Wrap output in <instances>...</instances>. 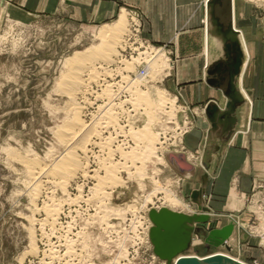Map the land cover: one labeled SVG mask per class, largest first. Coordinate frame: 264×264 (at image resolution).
Masks as SVG:
<instances>
[{"label": "rangeland", "instance_id": "rangeland-1", "mask_svg": "<svg viewBox=\"0 0 264 264\" xmlns=\"http://www.w3.org/2000/svg\"><path fill=\"white\" fill-rule=\"evenodd\" d=\"M173 1L181 5L180 13L186 14L203 12L207 0H116V14L100 23L70 19L67 2L55 13L54 9L48 10L49 0H0V264H166L153 254L148 213L169 209L165 197H170L182 203L170 209L172 211L207 215L203 194L200 193L199 199L206 210L199 209L192 201L190 181L177 173L165 157L166 152L182 153L183 138L195 115L178 92L183 84L173 86L174 67L182 58L198 57L196 55L204 50V22L197 26L191 23L185 29L170 32L172 25L166 22L167 12L173 11L172 6L168 8ZM153 3L156 7L152 8ZM235 6L246 15L247 26L253 30L249 32L252 52L254 48L255 57L264 59V0H235ZM151 8L158 12L161 9L163 16H150ZM216 9L220 20H225L227 1L221 0ZM121 13L126 14V22L114 45L109 38H100L98 32L103 26H112ZM151 17L158 22L152 23ZM209 41V51L224 58L221 41L212 35ZM103 51L109 52L108 59H102ZM98 54L97 59H91ZM85 57L89 63L93 61L88 64L86 70L89 71L78 72L76 76L80 80L88 79L89 83L83 81L86 84L77 87L79 92L74 91V96L83 108L80 109L83 122L91 121L90 127L96 125L91 127L93 134L85 137L89 138L86 147L90 144L86 173L80 178L75 174L69 182L58 184L56 188L54 184L43 183L39 190L31 189L34 182L27 179L22 161L46 164L61 152L57 128L72 117V110L66 107L70 102L62 89V79L70 74L69 67L76 65L75 58ZM139 76L144 79L136 80ZM133 79L137 83L130 91L135 92H123L124 82ZM159 92V104H151ZM150 107L154 111L152 121L146 113ZM128 123L134 131L122 133L118 124ZM146 123L151 125L142 129ZM103 124L108 127L105 132ZM153 132L160 135L149 145L147 142ZM99 138H106L107 143L101 144L103 140ZM116 149L126 152L124 159V156L118 157ZM129 150L132 152L128 154ZM100 162H117L116 168L119 167L115 173L116 182L102 188L105 194L92 189L95 182L90 175ZM78 185L82 187V199L69 204L68 197L79 195ZM33 194L35 201L31 199ZM100 197H103L102 205H99ZM106 201L107 206L104 205ZM262 202L264 192L256 204ZM44 204H52L55 211L51 213L53 220L47 223H44L46 215L41 209ZM110 207L122 209L123 214L109 220L112 216H107L106 211ZM261 208L263 211L259 209L261 213L258 214L256 209L250 212L249 207L242 221L237 223L236 219L235 223H230L233 230L224 245L209 243L202 233L192 234L189 251L237 256L238 247L245 251L251 247L248 243H255L264 250V207ZM193 226L203 228L206 234L216 229L209 217L206 222ZM252 264L257 263L253 261Z\"/></svg>", "mask_w": 264, "mask_h": 264}, {"label": "crops", "instance_id": "crops-1", "mask_svg": "<svg viewBox=\"0 0 264 264\" xmlns=\"http://www.w3.org/2000/svg\"><path fill=\"white\" fill-rule=\"evenodd\" d=\"M49 1L48 10L54 9L55 13L67 2L69 17L76 22L100 23L111 19L117 12L116 0ZM224 1L229 4L232 0ZM177 4L173 1L168 6L169 9L172 6L173 10L167 12L166 23L172 25V31L169 26L168 31L185 29L191 23L196 26L200 22L206 24L205 8L203 12L181 14V5ZM153 7H156V4L153 3ZM152 8L150 16H163L161 9H158V12ZM232 8L233 27L239 33V40L242 37L247 54L241 45L243 60L235 86L243 101L234 113L228 117L221 116L225 111L227 98L221 89L206 82L208 65L221 57L214 56L210 51L206 55L205 28L204 50L196 55L198 57H184L177 61L173 72V86L183 84V88L178 92L181 93L184 104L192 107L195 114L192 116L193 123L183 138L182 150L186 160L194 166V173L183 178L190 181V194L194 191L203 194V205L208 208L207 215L216 229L233 223L236 219L237 223L242 221L245 209L249 207L250 212H256V209L257 213H261L258 211L262 210L261 206L264 207V202L261 205L256 204L264 192V59L256 58L255 49L253 48L252 52L250 48L249 32L253 30L247 26L249 23L246 15L237 10L235 0ZM229 17L231 18V15ZM153 21L158 22L151 17V22ZM177 25L182 28H176ZM211 103L218 108L213 121L206 114V107ZM250 216L252 217L251 214ZM248 245L251 247H247L245 251H241L239 246L238 255L233 257L248 264L253 261L264 264V250L258 248L255 243ZM189 253L199 257L209 254H200L197 250Z\"/></svg>", "mask_w": 264, "mask_h": 264}, {"label": "bare ground", "instance_id": "bare-ground-1", "mask_svg": "<svg viewBox=\"0 0 264 264\" xmlns=\"http://www.w3.org/2000/svg\"><path fill=\"white\" fill-rule=\"evenodd\" d=\"M207 2H208V0L206 1V4H205V10H206V6H207ZM232 3H233V0H232ZM233 8H232V19H233ZM206 24H205V29H206V31H205V40H206V55L208 54V52H209V45H210V41H209V38H210V32H209V21H208V18H207V15H206ZM125 22H126V14L125 13H121L120 15H119V17H118V19L112 24V26H103L102 28H100V30H99V32H98V36L100 37V38H102V39H105V38H109V42H111L112 44H114V45H116L117 43V36H118V33L123 29V27H124V25H125ZM129 34V33H128ZM119 38V37H118ZM240 40H241V45L243 46V50H244V53L246 54V49H245V46H244V41L242 40V37H240ZM119 43H120V41H119ZM118 43V44H119ZM111 45V44H110ZM110 45H108L107 47H109V49L111 50V48H110ZM112 47V46H111ZM93 48V47H92ZM98 50V49H97ZM106 50V49H105ZM92 52V51H91ZM104 52V51H103ZM100 53V52H99ZM84 54V53H83ZM78 55V54H77ZM247 55V54H246ZM89 56V55H88ZM93 56V55H92ZM98 56H100V54H98V55H96L94 58L92 57L91 59L92 60H94V59H97L96 57H98ZM108 56H109V52L107 53V54H105V52H104V55L102 54L101 55V57H102V59H108ZM82 57H84V56H82ZM115 57V56H114ZM101 59V60H102ZM87 60V58L85 57L84 59H78V58H75V61H74V64H76V65H74L72 68H71V66L70 65H68V66H70L69 67V70H71V71H69L70 72V74L69 75H67L64 79H62L63 80V83L61 84L62 85V89L64 90V93L66 94V96H67V98H68V100H69V102H70V104H69V107L68 106H66L67 108H69L70 110H72V117L69 119V120H67L66 122H67V124H64L63 126H61V128L59 129V127L57 128L58 130H57V134H56V138H57V144H60V146H61V152H59V154L57 155V156H55V157H51V155H50V159L48 160V163H46V164H41V162H36V161H34V160H24L23 159V161H22V163H23V166H24V170H25V172H26V176L28 177L27 179H29V181H32V182H34V184H33V188H31V189H34L35 188V190H39L38 188H41V186H43V183H47V184H49V185H51V184H54L53 186H55V188L58 186V184H63L64 185V183H66V181H68V180H70L69 178L70 177H72L73 175H75L76 174V178H80L82 175H85V173H86V165H87V162H85L86 161V155H87V153H89V151H90V148H89V145L86 147V141H88V139H86L87 137H88V135L89 134H93V133H90V131H91V127H93V126H91L90 127V122L89 123H86V122H83V120L80 118V117H82L81 116V112H80V109L82 108L81 106H80V104L79 103H77L76 102V98H75V92L74 91H76V88L77 87H80V86H82L83 84H86V82H83V81H87L88 82V79H84V80H80L79 78H77V76H76V74H79L78 72H82V71H85L86 69H88L89 68V66L90 65H88V64H90L91 62H93V61H91L90 63L88 62V61H86ZM68 61H70V60H68ZM90 61V60H89ZM144 62V61H143ZM68 63V62H67ZM70 63V62H69ZM68 63V64H69ZM95 63V62H94ZM104 63V62H103ZM153 63V62H152ZM93 64V63H92ZM92 66V65H91ZM125 67V66H124ZM149 67V66H148ZM71 68V69H70ZM94 69V68H93ZM93 69H91V71L93 70ZM102 69V68H101ZM143 69V68H142ZM68 70V69H67ZM125 70V69H124ZM157 70V69H156ZM87 71V70H86ZM89 71V70H88ZM87 71V72H88ZM144 71V70H143ZM86 72V73H87ZM94 72V71H93ZM96 72V71H95ZM158 72V71H157ZM90 73H92V72H89V74ZM89 74H88V76H89ZM96 74V73H95ZM154 74V73H153ZM80 75H82L81 73H80ZM85 75V74H84ZM92 75V74H91ZM65 76V75H64ZM79 77V76H78ZM97 76H95V78H96ZM81 78V77H80ZM144 78H142V77H137V79L136 80H139V81H142ZM152 79V78H151ZM61 80V81H62ZM90 80V79H89ZM94 80V79H93ZM92 80V81H93ZM136 80H130V81H127V82H124L125 83V85L124 86H122V91L123 92H125V93H132V91H130V89H133V85H135L136 83H137V81ZM89 83V82H88ZM82 84V85H81ZM83 87V86H82ZM82 89V88H81ZM76 92H79V91H76ZM85 92V91H84ZM83 92V93H84ZM135 92V91H134ZM133 92V93H134ZM108 93V92H107ZM132 93V94H133ZM159 94H161L160 92L159 93H157V98L154 100V101H150V102H152L151 104H153V103H156V104H159V103H157L158 102V99H159V101H160V96H159ZM77 95V94H76ZM79 95H80V93H79ZM108 95V94H107ZM130 95V94H129ZM135 95V94H134ZM98 97H99V95H98ZM130 97V96H129ZM163 97V96H162ZM80 98V97H79ZM104 98V97H103ZM108 98V97H107ZM134 98H135V96H134ZM83 99H85V98H83ZM110 99V98H109ZM135 100V99H134ZM162 100V99H161ZM165 100V99H164ZM80 101V100H79ZM129 101V100H128ZM85 102V101H84ZM132 102V101H131ZM171 102V101H170ZM169 102V103H170ZM81 103V102H80ZM107 103V102H106ZM109 103V102H108ZM134 103V102H133ZM155 104V105H156ZM67 105V104H66ZM132 105V104H131ZM139 105V104H138ZM154 105V106H155ZM170 105V104H169ZM166 106V105H165ZM110 107V106H109ZM118 107V106H117ZM132 108V107H131ZM152 108L153 107H150L149 108V110L146 112L147 113V118H148V120L149 121H152V120H150V118H151V116H152V112L154 113V111L152 110ZM161 108H162V106H161ZM65 109V108H64ZM83 109V108H82ZM81 109V110H82ZM133 109L134 110H136L137 108L134 106L133 107ZM166 109H168V107H166ZM69 110V111H70ZM105 110V109H104ZM143 110H146V108L144 107V109ZM155 110V109H154ZM161 110V109H160ZM167 111V110H166ZM169 111V110H168ZM109 112V111H108ZM164 112V111H163ZM101 114L103 113V112H100ZM167 113V112H166ZM70 114V115H71ZM107 114V113H106ZM164 114V113H163ZM166 115V114H165ZM103 116H104V114H103ZM113 116V115H112ZM138 116V115H137ZM155 116H156V114H155ZM161 116V115H160ZM170 116V115H169ZM100 117V116H99ZM102 117V116H101ZM107 117V116H106ZM83 118V117H82ZM94 118V117H93ZM96 118V117H95ZM64 119V118H63ZM66 119V118H65ZM65 119H64V122H65ZM91 119V118H90ZM109 119V118H108ZM105 120V119H104ZM112 121H114L113 119H111ZM95 121H96V119H95ZM100 121V120H99ZM154 121V120H153ZM106 122V121H105ZM110 122V121H109ZM62 124V123H61ZM93 124V123H92ZM128 124H131V123H128ZM128 124H124V125H121V124H118V128L120 129V131L123 133V131L125 130V131H127L129 134H131L133 131H134V127L132 126V124L131 125H128ZM151 124H152V122H151ZM151 124H145L144 126H143V128L142 129H147L148 128V126L149 125H151ZM112 125V124H111ZM96 126V125H95ZM94 126V127H95ZM147 126V127H146ZM93 127V128H94ZM97 127H98V125H97ZM100 127V126H99ZM107 126L105 125V124H103L102 125V128H103V132H105L104 131V129L106 128ZM110 127V126H109ZM115 127V126H114ZM101 128V127H100ZM101 128V129H102ZM108 128V127H107ZM106 128V129H107ZM150 128V127H149ZM105 129V130H106ZM117 129V128H116ZM141 129V128H140ZM137 130V129H136ZM139 130V129H138ZM83 132H86V134H83ZM100 132V131H99ZM120 132V133H121ZM144 132V131H143ZM150 132V131H149ZM128 133H127V135H128ZM135 133V132H134ZM88 134V135H87ZM96 135H97V133H95ZM140 134V133H139ZM53 135V134H52ZM122 135V134H121ZM141 135H142V133H141ZM160 134L158 133V132H153L152 133V137H151V139H149L148 140V142H147V144H151V143H153L154 142V139H156V136H159ZM93 136V135H92ZM98 136V135H97ZM97 136H95V137H97ZM100 136V135H99ZM122 136H124V135H122ZM126 136V135H125ZM124 136V137H125ZM86 137V138H85ZM90 137V136H89ZM123 137V138H124ZM161 137V136H160ZM93 139H94V137H92ZM98 138V137H97ZM96 138V139H97ZM136 138V137H135ZM139 138V137H138ZM143 137H141V139H142ZM99 139H102L103 141L102 142H100L101 144H103L104 142H105V140H106V138H99ZM98 139V140H99ZM110 139V138H109ZM112 140V139H111ZM132 140V139H131ZM147 140V139H146ZM94 141H95V139H94ZM139 141H140V139H139ZM144 142L143 143H145V140H143ZM96 143H98V142H96ZM100 143H98V145L100 144ZM105 143H107V142H105ZM104 143V144H105ZM139 143V142H138ZM138 143H136V144H138ZM157 143V142H156ZM161 143V142H160ZM135 144V145H136ZM100 147V146H99ZM104 147V146H103ZM102 146H101V148H103ZM106 147V146H105ZM135 147H137V146H135ZM135 147H133V148H135ZM150 147V146H149ZM146 148V147H145ZM101 150V149H100ZM105 150V149H104ZM118 149H116V151H117ZM130 150H131V148H130ZM130 150L127 152L128 154L129 153H131L130 152ZM141 150V149H140ZM145 150V149H144ZM143 150V151H144ZM58 151V150H57ZM102 151V150H101ZM135 151H137L136 149H135ZM142 151V152H143ZM147 151V150H146ZM152 151V150H151ZM106 152V151H105ZM110 153V152H109ZM114 153H115V151H114ZM118 157H120V156H124L123 157V159L125 158V154H126V152H123L122 150H118ZM116 153V154H117ZM152 152H150V154H151ZM167 153H169V152H166V154ZM110 155V154H109ZM131 155V154H130ZM130 155H128L129 156V158H130ZM140 155L142 156V153H140ZM13 156V155H12ZM112 156H113V154H112ZM132 156V155H131ZM146 156V155H145ZM148 156V155H147ZM151 156V155H150ZM107 157H109V156H107ZM106 157V158H107ZM115 157V156H114ZM158 157V156H157ZM165 157H166V155H165ZM129 158H127V159H129ZM137 158H140L141 159V157H137ZM146 158V157H145ZM111 158H109V160H110ZM157 159H160L159 157L157 158ZM108 160V161H109ZM120 160V159H119ZM132 160H134V159H132ZM20 161V162H21ZM107 161V160H106ZM112 161V160H111ZM127 161H129V160H127ZM124 162V161H123ZM131 162V161H130ZM138 162V161H137ZM126 164H127V162H126ZM136 164V163H135ZM116 166H118L117 165V162L116 163H110V162H100V164H98L97 165V168L95 169V171H90V172H92L93 174H91L90 176H91V178L92 179H94V182H95V184H94V188H92V189H96V191L98 190H101L100 192H102V188L103 187H105V186H108V185H112L114 182H116V176H115V173H117L116 172V169L117 168H119V167H117L116 168ZM133 166V165H132ZM134 167V166H133ZM135 168V167H134ZM137 168V167H136ZM138 169V168H137ZM122 170V169H121ZM88 171V172H89ZM120 171V170H119ZM135 171H137V170H135ZM103 174V176H101L100 174ZM131 173H132V171H131ZM134 173H136V172H134ZM135 175V174H134ZM190 176V174H186L185 175V177H189ZM90 178V179H91ZM42 179V180H41ZM73 179V178H72ZM69 182V181H68ZM73 182V181H72ZM27 183V182H26ZM68 184V183H67ZM118 184V183H117ZM59 187V186H58ZM111 187V186H110ZM114 187V186H113ZM60 188H61V186H60ZM64 188V187H63ZM66 188V187H65ZM81 186L80 185H78V192H79V195H78V197L76 196L75 198H70V197H68V199H66V201H68V203L69 204H73L74 202L76 203V202H78L79 200H81L82 198H81V196H80V192H81ZM30 189V190H31ZM62 189V188H61ZM95 191V190H94ZM36 192V191H35ZM35 192H33V193H35ZM39 192V191H38ZM64 192H65V190H64ZM99 192V193H100ZM29 193H31V192H29ZM37 193V192H36ZM40 193V192H39ZM99 193L97 192L96 194H98L99 195ZM27 194V193H26ZM48 194V193H47ZM50 194V193H49ZM63 194V193H62ZM93 194H95V193H93ZM102 194H105L104 192H102ZM35 194H33V196H32V201H35V196H34ZM39 195V194H38ZM37 195V196H38ZM108 195V194H107ZM106 195V196H107ZM101 196H105V195H101ZM166 196V195H165ZM95 197H96V195H95ZM53 198V197H52ZM103 197H100V202H99V205H102L103 204ZM106 198V197H105ZM65 199V198H64ZM90 199V198H89ZM89 199L87 200V201H89ZM96 199V198H95ZM97 199H98V197H97ZM107 199V198H106ZM106 199H104V200H106ZM165 200H166V204H168L169 205V210L170 209H176L177 207H179L182 203L181 202H179L178 200H176V199H172V198H170V197H165ZM83 201V200H82ZM34 203V202H33ZM59 203V202H58ZM107 204V201H106V203L104 204V205H106ZM55 205V204H54ZM103 205V206H104ZM107 206V205H106ZM42 207V208H41ZM40 208L41 209H43V212H45V214L44 215H46V218L44 219V223L46 222V221H49V220H53L52 219V216H51V213H53L52 211H54V209H53V205L52 204H44L43 206H41ZM89 207V206H88ZM100 207V206H99ZM98 207V208H99ZM168 207V206H167ZM129 208H131L130 206H127V209H129ZM57 209H59V207L57 208ZM125 209V208H124ZM126 209V210H127ZM39 210V209H38ZM102 210V209H101ZM103 210H104V213H105V209L103 208ZM102 210V211H103ZM126 210H124V211H126ZM62 211V210H61ZM55 212V211H54ZM58 212V211H57ZM100 212V211H99ZM123 211H122V209H117V208H109L108 209V211H106V213H107V216H112V218L110 217L109 218V220H112V219H117V217L116 216H119L120 214H123L122 213ZM54 214V213H53ZM56 214V213H55ZM58 214V213H57ZM102 215V214H101ZM106 215V214H105ZM54 217H56V215H54ZM100 217V216H99ZM102 218H103V215H102ZM102 218H100V219H102ZM105 218H108V217H105ZM104 219V218H103ZM73 220V219H72ZM107 221H109L108 219H106ZM32 221V220H31ZM40 222V221H39ZM101 222H103V221H101ZM43 223V224H44ZM47 223V222H46ZM51 223V222H50ZM49 223V224H50ZM52 224V223H51ZM54 224V223H53ZM107 225V224H106ZM107 227H110V228H112V226L111 225H108ZM103 229V228H102ZM107 229V228H106ZM54 231V230H53ZM57 238V237H56ZM33 244H34V242H33ZM69 246V245H68ZM72 246V245H71ZM218 253H220V254H223V255H225L226 257H229V258H232L234 261H237V262H239L240 264H245L244 262H242L241 260H239V259H237L236 257H233V256H231V255H229V254H226V253H223V252H218ZM213 254H215V253H213ZM213 254H210V255H213ZM186 255H191V254H189V252L186 254ZM210 255H206V256H204V257H198V256H196V255H191V256H196L197 258H199V259H204V258H206V257H208V256H210ZM174 262H175V259L172 261V264H174Z\"/></svg>", "mask_w": 264, "mask_h": 264}, {"label": "water", "instance_id": "water-1", "mask_svg": "<svg viewBox=\"0 0 264 264\" xmlns=\"http://www.w3.org/2000/svg\"><path fill=\"white\" fill-rule=\"evenodd\" d=\"M221 0H208L206 15L209 21V34L221 41L224 58H219L207 68L206 82L223 91L227 98L225 111L222 117L231 116L235 109L242 104V96L235 86L236 77L240 74L243 60V51L239 40V33L232 23V1L227 4L225 10V20L221 21L217 15V4ZM227 13V14H226ZM230 13V14H229ZM231 15V18L229 17ZM218 108L214 103L206 107V114L211 121L214 120ZM166 159L172 168L185 177L186 174L194 173V166L190 164L182 153L169 152ZM200 191H194L191 199L197 204L199 209L202 207L200 201ZM148 217L152 224L149 231V239L152 245L153 254L166 264H240L232 258L223 254L215 253L204 259L196 256L186 255L189 252L192 234L205 235L206 240L215 246L224 245L233 230V225H227L220 229L211 230L206 234L203 228L194 227V223H204L208 220L205 214H185L172 211L167 208L151 210Z\"/></svg>", "mask_w": 264, "mask_h": 264}]
</instances>
